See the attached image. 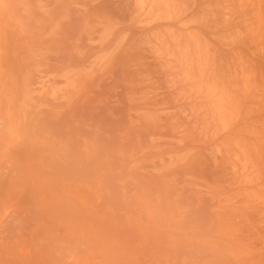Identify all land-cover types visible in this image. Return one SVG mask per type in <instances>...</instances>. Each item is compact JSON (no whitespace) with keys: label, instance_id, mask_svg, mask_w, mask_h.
Segmentation results:
<instances>
[{"label":"bare ground","instance_id":"1","mask_svg":"<svg viewBox=\"0 0 264 264\" xmlns=\"http://www.w3.org/2000/svg\"><path fill=\"white\" fill-rule=\"evenodd\" d=\"M262 111L264 0H0V264H259Z\"/></svg>","mask_w":264,"mask_h":264},{"label":"rangeland","instance_id":"2","mask_svg":"<svg viewBox=\"0 0 264 264\" xmlns=\"http://www.w3.org/2000/svg\"><path fill=\"white\" fill-rule=\"evenodd\" d=\"M213 44L216 52L220 54V44L215 42ZM13 96H9L8 99H12ZM262 112L264 113V111ZM261 113H258L257 116L262 117L260 116ZM246 174L248 175V173ZM246 193L248 200L245 205V217H241L238 208L229 212L228 219L237 225L227 226L228 228L224 232H231L232 237L223 248L214 250L213 254H224L230 258L231 254L228 253L227 249L232 248L237 256H244L247 259L254 257L252 260L258 259L259 264H264V203L260 201V196L264 197V177L249 182ZM220 213L226 214L227 211L221 209Z\"/></svg>","mask_w":264,"mask_h":264}]
</instances>
